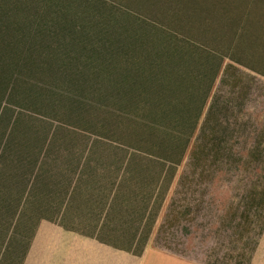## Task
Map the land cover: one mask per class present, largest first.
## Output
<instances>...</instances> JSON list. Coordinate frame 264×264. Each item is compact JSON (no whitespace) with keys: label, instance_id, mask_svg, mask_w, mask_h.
Returning <instances> with one entry per match:
<instances>
[{"label":"rangeland","instance_id":"374dc122","mask_svg":"<svg viewBox=\"0 0 264 264\" xmlns=\"http://www.w3.org/2000/svg\"><path fill=\"white\" fill-rule=\"evenodd\" d=\"M263 197L264 0H0V264L42 219L246 264Z\"/></svg>","mask_w":264,"mask_h":264},{"label":"crops","instance_id":"0c3cea01","mask_svg":"<svg viewBox=\"0 0 264 264\" xmlns=\"http://www.w3.org/2000/svg\"><path fill=\"white\" fill-rule=\"evenodd\" d=\"M249 69L256 71L254 68L249 67ZM217 105V100H212L208 109L209 114L216 110ZM66 204L67 200H64L63 210ZM52 207L54 208V204ZM61 215L62 213L57 216ZM33 216L39 217L40 213H33ZM45 216H55V214L47 212ZM261 229L258 230L257 227L255 249L251 248L250 256L245 257L246 264H264V227ZM31 233L32 236L24 252L21 253L20 264H199L188 260L182 254L149 246L144 247L141 255H136L122 249L124 248L122 246L90 235H83L52 219L38 221Z\"/></svg>","mask_w":264,"mask_h":264},{"label":"trees","instance_id":"16d2710c","mask_svg":"<svg viewBox=\"0 0 264 264\" xmlns=\"http://www.w3.org/2000/svg\"><path fill=\"white\" fill-rule=\"evenodd\" d=\"M232 60H234V61H236L237 62V60H236V58H234V57H232L231 58ZM240 63V62H239ZM220 68H221V65L219 64V67H217L216 69V74L220 71ZM264 201V200H263ZM145 217V216H144ZM250 225H251V223H250ZM260 231H262V229L260 230ZM147 238V237H146ZM255 245V244H254ZM122 249H124V250H126V251H129V252H133L134 254H136V255H141L142 253H143V250H144V245H142L141 247H139V246H137V245H134V243L132 242L131 244H130V246L129 247H127V248H122ZM255 249V246L254 247H252V250H254Z\"/></svg>","mask_w":264,"mask_h":264}]
</instances>
